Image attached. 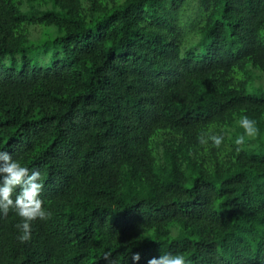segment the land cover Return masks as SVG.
Wrapping results in <instances>:
<instances>
[{
	"label": "trees",
	"instance_id": "obj_1",
	"mask_svg": "<svg viewBox=\"0 0 264 264\" xmlns=\"http://www.w3.org/2000/svg\"><path fill=\"white\" fill-rule=\"evenodd\" d=\"M257 70L264 0H0V148L51 212L0 214V264H264Z\"/></svg>",
	"mask_w": 264,
	"mask_h": 264
},
{
	"label": "clouds",
	"instance_id": "obj_2",
	"mask_svg": "<svg viewBox=\"0 0 264 264\" xmlns=\"http://www.w3.org/2000/svg\"><path fill=\"white\" fill-rule=\"evenodd\" d=\"M240 125L245 134L251 136L257 131L255 121L244 115L240 119ZM200 143L211 141L213 146L219 147L223 142V135L209 132L207 136L201 135ZM245 135H239L234 143L240 145L244 142ZM44 182L39 169L30 168L13 157L12 153L0 148V214L7 215L14 210L22 219L17 224L19 233L17 239L28 241L31 239L32 221L37 218L46 220L51 212L43 207L41 192ZM132 259L138 261L140 254H132ZM147 264H188L185 255L181 253L165 252L158 257H151Z\"/></svg>",
	"mask_w": 264,
	"mask_h": 264
},
{
	"label": "rangeland",
	"instance_id": "obj_3",
	"mask_svg": "<svg viewBox=\"0 0 264 264\" xmlns=\"http://www.w3.org/2000/svg\"><path fill=\"white\" fill-rule=\"evenodd\" d=\"M257 73H260L263 77H264V74L262 73V72H260V71H256ZM264 84V83H263ZM251 87H249V89H250Z\"/></svg>",
	"mask_w": 264,
	"mask_h": 264
}]
</instances>
